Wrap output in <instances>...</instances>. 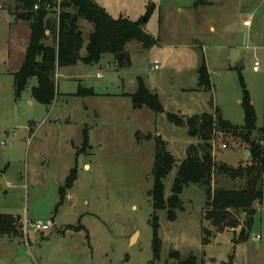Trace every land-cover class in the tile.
I'll return each mask as SVG.
<instances>
[{
	"label": "rangeland",
	"instance_id": "374dc122",
	"mask_svg": "<svg viewBox=\"0 0 264 264\" xmlns=\"http://www.w3.org/2000/svg\"><path fill=\"white\" fill-rule=\"evenodd\" d=\"M151 1L157 7L154 5L146 21ZM121 2L124 4L118 10L111 11L117 16L122 13L119 18L143 21V29L156 42L149 47L137 41L127 43L129 57L125 61L130 63L122 67L115 55L105 54L96 64L80 62L58 69L57 97L47 108L32 97L36 78L16 100L13 73L24 61L30 25L20 20L25 37L13 41L16 36L11 38L14 30L8 24L16 21L11 12L14 0H0V213L29 222L24 235L6 237L12 239L7 246L0 241V264H174L169 259L173 251L183 257L193 253L207 264H231L234 228L217 229L206 221V194L198 185L184 188L183 210L177 211L175 221L168 220V208L157 212L161 250L160 258H155V211L149 195L154 184L155 138L160 135L165 139L176 159L165 181L167 199L187 147L198 140L188 136L185 122L176 126L166 113L158 115L148 107L136 108L125 94L136 93L141 78L161 96L169 113L212 111L217 116L218 109L224 120L243 126L242 78L257 114L252 139L261 143L264 0L117 3ZM48 16L55 19L56 15ZM250 17L251 26H244ZM79 24L85 39L81 54H86L94 25L83 19ZM15 48L13 63L8 57ZM256 58L262 61L258 73L253 71ZM155 60L160 63L159 69L154 68ZM242 61L243 67L238 68ZM203 66L209 73L208 90L199 88V80L194 81ZM90 89L95 95H78L80 90ZM85 128L89 129L91 146L83 152ZM212 144L217 164L234 168L238 154L243 158L241 165L249 163L244 152L249 147L241 137L216 128ZM224 144L227 147L223 149ZM76 162L78 179L55 215L59 189ZM245 184L246 179L232 180L226 174L213 177V189H241ZM252 218L249 237L237 249L234 264H264V198L257 203ZM242 219V212L232 211L228 220L240 223ZM38 222H50L52 227L36 231L31 224ZM79 223L82 231L66 230ZM203 238L212 240L206 249Z\"/></svg>",
	"mask_w": 264,
	"mask_h": 264
},
{
	"label": "trees",
	"instance_id": "16d2710c",
	"mask_svg": "<svg viewBox=\"0 0 264 264\" xmlns=\"http://www.w3.org/2000/svg\"><path fill=\"white\" fill-rule=\"evenodd\" d=\"M44 0H14V14L16 20L26 21L30 25V40L25 50L24 61L21 68L15 72V97L19 100L27 89L31 79L36 78L38 84L32 88L31 94L35 101L47 108L51 107L57 97L56 73L59 68L84 64H96L105 54H113L119 60V66L130 63L125 57L126 45L131 41H137L151 46L156 39L143 29V21H130L120 17L114 19L105 8L94 0H66L62 4V10L56 19L49 17L45 10L35 11V3ZM200 2V1H199ZM152 5L147 13V20L153 13ZM83 19L94 25V30L89 36L86 45V54L81 52L85 48L84 34L80 28V20ZM49 31V34H47ZM52 40L49 43V40ZM129 57V56H128ZM138 89L134 94H125L130 97L136 108L148 107L156 114H165V109L159 95L153 92L147 84L139 78ZM243 90L242 106L245 113L243 126L233 125L224 120L217 110V116L204 112L191 117L178 116L167 113V119L176 126L188 128V136L198 140L197 144H191L186 149L185 159L181 162L173 183L172 194L167 199L165 195V181L176 165V159L167 148V143L161 136L155 138V163L154 184L149 195L153 201L154 215L152 216L153 243L155 258H160L161 239L159 236L160 223L158 211L168 208V220L175 221L177 211L183 210L181 194L185 187L198 185L205 190L206 207L205 219L213 227L223 229L240 225L237 220L229 222L232 211L246 213L247 228L242 229L235 243L246 241L251 228V218L255 213V205L264 198V130L261 143L252 139L253 132L257 130V114L252 104L251 94L247 90L244 80L241 78ZM199 88L208 90L211 88L209 73L203 66L199 76ZM95 95L93 90H80L78 95ZM216 128L224 132H231L234 136L241 137L248 145L250 151L249 163L237 168L225 164H217L213 157V134ZM82 151L90 148L89 129L83 133ZM78 155V153H77ZM78 157V156H77ZM218 174H226L232 180L246 179V184L238 190L225 188L213 189V177ZM78 179V165L71 170L65 185L59 189L60 202L55 209V215L63 205L68 190L72 189ZM84 228L68 226L66 230L82 231ZM22 219L12 215L0 213V238H18L24 235ZM204 233L207 232L203 228ZM64 232V231H63ZM208 240L203 238V245ZM169 259L174 264H205L198 256L191 253L183 257L180 252L173 251Z\"/></svg>",
	"mask_w": 264,
	"mask_h": 264
},
{
	"label": "crops",
	"instance_id": "0c3cea01",
	"mask_svg": "<svg viewBox=\"0 0 264 264\" xmlns=\"http://www.w3.org/2000/svg\"><path fill=\"white\" fill-rule=\"evenodd\" d=\"M8 1V0H7ZM97 4H99L100 6H102L103 8H105L106 9V11L109 13V15H111L114 19H118L119 17V15L120 16H122V13H119V15L117 16V15H115L111 10H118V8L120 7V5L122 6L124 3L123 2H121V4L120 3H117L119 0H94ZM151 3L153 4V5H155L156 7H157V5H156V3H154V1L152 2L151 1ZM1 6V5H0ZM119 12V11H118ZM15 18V17H14ZM130 18V17H129ZM252 18V17H251ZM128 20H130V21H133V22H136V20L137 19H134V20H132V19H128ZM149 20V19H148ZM146 21H147V19H146ZM8 25H10V26H12V29L14 30L13 32L14 33H12V35H11V38H13L14 36H16L15 38H13L12 40L13 41H20V38H22V37H25L24 35H25V32H24V29H23V26H22V24H21V21L20 20H16L15 22H13V23H9ZM249 26H251V21H250V25ZM22 27V28H21ZM246 27H248V26H246ZM16 47V46H15ZM17 52V50H16V48H15V51L14 50H12L11 52H9V60H11V61H13V63L15 62V59H16V56L14 55L15 53ZM25 53V52H24ZM85 54H82V56H84ZM10 61V62H11ZM23 63V62H22ZM22 63H21V65H20V67L17 69V71L21 68V66H22ZM60 69V68H59ZM17 71H15V72H17ZM14 72V73H15ZM57 72H58V70H57ZM13 73V74H14ZM56 76H57V73H56ZM199 80V77L197 78V76H195L194 77V81H195V83L197 82ZM159 95V94H158ZM159 97H160V99H161V96L159 95ZM161 101H162V99H161ZM241 103H242V100L240 101ZM163 103V102H162ZM163 106H164V104H163ZM164 109H165V107H164ZM218 110V109H217ZM217 110H215V111H217ZM165 113L167 114V113H169V112H167V110L165 109ZM202 113H204V112H198V113H194V111L193 112H187V113H184V114H176V115H178V116H189V117H191V116H193V115H196V114H202ZM208 113H213L212 111H210V112H208ZM175 114V113H174ZM223 117V116H222ZM158 135H159V133H158ZM160 136V135H159ZM164 141H166L165 139H164ZM193 144H197V143H193ZM222 148H223V146H222ZM224 149V148H223ZM170 152H171V154L172 155H174L173 153H172V151L171 150H169ZM245 155H246V159L247 160H249V157H250V155H248V152H250L249 151V148H245ZM214 152H213V157H214ZM236 155V154H235ZM234 155V156H235ZM237 157V166H234V168H236V167H238V166H240L241 164H240V162L242 161V155H237L236 156ZM230 166H232V165H230ZM242 180H244V179H242ZM263 188H264V182H263ZM231 190H238V189H231ZM263 193H264V190H263ZM263 201V200H262ZM261 203V202H260ZM257 205V204H256ZM256 205H255V211H256ZM242 217H243V219L241 220V222H240V225H239V228L238 229H233L232 231H234L235 233H234V235H233V239H232V244L234 245L233 246V250H234V252H233V255H232V257H231V264H234V261L236 260V252H237V249L238 248H240L243 244H245V242L247 241H241V242H239V243H235L234 241H235V238L236 239H238V237H239V234H240V232L242 231L241 229H244V228H247V225H246V213H244V212H242ZM207 221V220H206ZM252 221H253V218H251V223H252ZM209 222V221H208ZM210 223V222H209ZM203 228H204V226H203ZM249 237V236H248ZM216 238V237H215ZM5 239H7L6 237H4V238H0V241H3V245L4 246H7L8 245V243H10L11 241H12V239H7V242H4V240ZM14 239V238H13ZM214 240V239H213ZM212 243V240H210L209 242H208V244L207 245H203V247H204V249H206L210 244ZM0 247H2V245L0 244ZM30 247V246H29ZM32 248V251H36V247L35 246H32L31 247ZM6 250V248H4V251ZM206 251V250H205ZM211 261H212V259H210ZM205 264H207V262H204Z\"/></svg>",
	"mask_w": 264,
	"mask_h": 264
},
{
	"label": "built area",
	"instance_id": "2783aa9c",
	"mask_svg": "<svg viewBox=\"0 0 264 264\" xmlns=\"http://www.w3.org/2000/svg\"><path fill=\"white\" fill-rule=\"evenodd\" d=\"M66 0H44V1H39L37 3H35L34 5V10L35 11H39V10H45L48 14H55V19L59 16V14L61 13L62 10V4L63 2ZM1 7V6H0ZM250 21H251V17L247 20H245L243 22L244 26H249L250 25ZM47 34H49V31H47ZM155 69H159L160 68V63L158 62V60H155ZM261 67H262V61L259 58H256L255 62H254V66H253V71L258 73L261 71ZM227 145H223V148H226ZM24 223V222H23ZM29 224V222L24 223V231L26 233L27 229H26V225ZM32 227H34L36 229V231H47L50 230V228L52 227V223H47V224H43L41 222L38 223H33L31 224ZM25 245L27 247H29V245L27 243H25Z\"/></svg>",
	"mask_w": 264,
	"mask_h": 264
},
{
	"label": "water",
	"instance_id": "95a60500",
	"mask_svg": "<svg viewBox=\"0 0 264 264\" xmlns=\"http://www.w3.org/2000/svg\"><path fill=\"white\" fill-rule=\"evenodd\" d=\"M238 68H242L243 67V61L239 63V65L237 66ZM248 155H250V152H248ZM153 173H154V169H153ZM135 237V235L133 236V238ZM132 238V241H133Z\"/></svg>",
	"mask_w": 264,
	"mask_h": 264
}]
</instances>
